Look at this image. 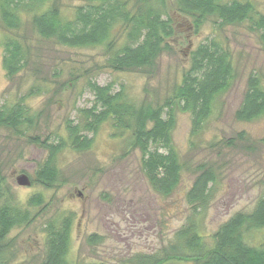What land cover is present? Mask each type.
<instances>
[{"label":"rangeland","instance_id":"rangeland-1","mask_svg":"<svg viewBox=\"0 0 264 264\" xmlns=\"http://www.w3.org/2000/svg\"><path fill=\"white\" fill-rule=\"evenodd\" d=\"M253 2L264 14V0ZM165 3L174 26L167 40L169 49L148 67L122 72L108 67L104 46L69 48L46 40L34 31L27 13L21 15L18 29L11 31L0 19V111L23 104L34 117L33 127L0 128L3 200L18 204L31 219L30 224L13 229L4 242L10 264H41L47 224L68 217L72 218L70 264H142L147 259L150 264H166L176 246V234L191 215L185 195L199 164L215 167L218 175L213 199L197 216L204 238L232 216L251 213L263 196L264 117L251 123L235 117L248 78L259 77L264 86V51L259 38L245 25L216 29L213 19L196 31L192 18L177 12L175 0ZM83 4L82 0H59L58 8L69 19ZM10 39L20 41L28 56L20 72L9 78L3 59ZM214 39L230 46L236 78L198 139L192 138L191 116L176 113L173 146L191 171L186 169L172 196L164 198L152 188L141 169V152L129 153V137L121 138L108 123L95 134L82 132L93 141L86 152L63 145L54 160L59 182H40L37 173L48 161L50 147L67 139L68 124L84 123L85 111L94 106L90 83L121 90L138 106H162L188 69L192 50ZM240 133L246 142L236 138ZM231 139L234 146L228 145ZM22 176L29 178L30 186L18 184ZM35 197L42 200L41 205L35 206ZM253 235L252 243L264 244V230ZM91 237L97 242L92 243ZM170 261L167 264H194Z\"/></svg>","mask_w":264,"mask_h":264},{"label":"trees","instance_id":"trees-1","mask_svg":"<svg viewBox=\"0 0 264 264\" xmlns=\"http://www.w3.org/2000/svg\"><path fill=\"white\" fill-rule=\"evenodd\" d=\"M58 1L0 0V19L7 31H11L18 29L22 23L21 15L27 13L34 31L46 40H55L60 46H104L108 67L118 72L148 67L169 49L167 40L172 38L174 26L166 12L165 0H82L84 4L76 7L69 19L58 8ZM175 3L180 15L192 18L196 31L210 19L216 29L245 25L257 35L264 51V14L253 0H175ZM25 56L28 54L20 41L10 39L7 42L3 61L9 78L20 72ZM189 63L180 83L158 107L147 103L138 106L128 101L121 90L114 92L112 86L90 83L94 106L85 111L84 123L68 124L67 139L50 147L49 159L37 173L40 182L45 185L59 182L54 160L63 145L86 152L93 141L82 132L95 134L102 124L108 123L121 138L129 137L126 143L129 153L141 152V169L152 188L164 198L172 196L181 185L186 169L191 171L173 146L176 113L191 116L192 138L198 139L216 112L221 97L230 91L236 78L233 52L220 39L196 46ZM245 87L235 117L242 123H251L264 117V86L259 77L251 76ZM33 121L34 117L29 116L23 104L4 107L0 111V128L33 127ZM236 138L247 140L244 133ZM262 142L264 144V138ZM228 145L234 146V140H228ZM192 174V187L185 195L191 215L187 225L176 234L177 243L168 262L264 264V244L255 245L250 241L255 232L264 230V194L251 213L232 216L214 234L204 238L197 216L213 199L218 175L215 167L204 163ZM3 195L0 180V264H10L9 247L4 242L13 229L30 224L31 219L18 204L4 202ZM32 202L35 206L42 204L39 197ZM46 227L45 256L41 264H70L72 218L61 222L54 219ZM89 240L97 242L94 237ZM148 261L141 263L150 264Z\"/></svg>","mask_w":264,"mask_h":264},{"label":"water","instance_id":"water-1","mask_svg":"<svg viewBox=\"0 0 264 264\" xmlns=\"http://www.w3.org/2000/svg\"><path fill=\"white\" fill-rule=\"evenodd\" d=\"M18 184L20 186H30L31 185V182H30V180H29L28 177L22 176V177H19L18 178Z\"/></svg>","mask_w":264,"mask_h":264}]
</instances>
